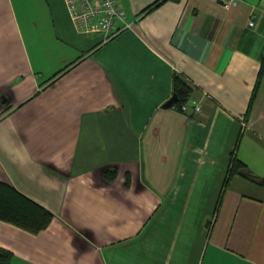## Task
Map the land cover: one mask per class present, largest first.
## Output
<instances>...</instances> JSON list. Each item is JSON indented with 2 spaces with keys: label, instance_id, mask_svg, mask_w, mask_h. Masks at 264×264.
<instances>
[{
  "label": "crops",
  "instance_id": "1",
  "mask_svg": "<svg viewBox=\"0 0 264 264\" xmlns=\"http://www.w3.org/2000/svg\"><path fill=\"white\" fill-rule=\"evenodd\" d=\"M16 1L0 0V180L52 218L0 220L10 264H264V185L224 183L233 157L264 178V0H116L130 25L105 42L63 0ZM176 73L200 112L162 107Z\"/></svg>",
  "mask_w": 264,
  "mask_h": 264
},
{
  "label": "trees",
  "instance_id": "2",
  "mask_svg": "<svg viewBox=\"0 0 264 264\" xmlns=\"http://www.w3.org/2000/svg\"><path fill=\"white\" fill-rule=\"evenodd\" d=\"M162 1L164 0H155L142 11L145 12ZM263 67L264 54L250 101L253 100L256 94ZM192 90V86L185 79L184 75L180 73L174 74L172 79V95L176 96V101L173 104V107L175 109H180L182 104L188 102ZM103 173L108 179H112L115 175L113 169H105ZM235 174L258 185H264L263 177L254 175L245 164L233 157L227 169V176L224 183L226 184L227 180ZM51 218L52 213L49 210L22 194L13 186L0 180V220L11 223L28 232L36 233L45 228ZM11 258L12 253L0 247V264H10Z\"/></svg>",
  "mask_w": 264,
  "mask_h": 264
},
{
  "label": "built area",
  "instance_id": "3",
  "mask_svg": "<svg viewBox=\"0 0 264 264\" xmlns=\"http://www.w3.org/2000/svg\"><path fill=\"white\" fill-rule=\"evenodd\" d=\"M63 1L76 29L83 35L97 34L100 37V42L111 39L130 25L126 20L125 11L118 5L116 0ZM234 2L235 0H223L222 4L228 6ZM253 24L252 21H248L249 26H253ZM185 79L192 88H195L194 83L189 78L185 77ZM190 106L194 113L200 112V103L193 99L182 104L180 109L177 108V110L184 113Z\"/></svg>",
  "mask_w": 264,
  "mask_h": 264
},
{
  "label": "water",
  "instance_id": "4",
  "mask_svg": "<svg viewBox=\"0 0 264 264\" xmlns=\"http://www.w3.org/2000/svg\"><path fill=\"white\" fill-rule=\"evenodd\" d=\"M175 101H176V96L171 95V97L166 102L163 103L162 107L164 108L172 107ZM191 106H193V104H191Z\"/></svg>",
  "mask_w": 264,
  "mask_h": 264
},
{
  "label": "rangeland",
  "instance_id": "5",
  "mask_svg": "<svg viewBox=\"0 0 264 264\" xmlns=\"http://www.w3.org/2000/svg\"><path fill=\"white\" fill-rule=\"evenodd\" d=\"M17 1L16 0H14V3H16Z\"/></svg>",
  "mask_w": 264,
  "mask_h": 264
}]
</instances>
